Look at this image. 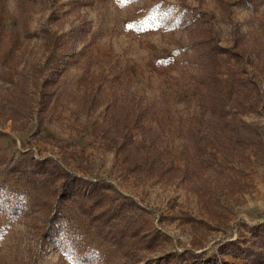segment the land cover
<instances>
[{"label":"rangeland","instance_id":"374dc122","mask_svg":"<svg viewBox=\"0 0 264 264\" xmlns=\"http://www.w3.org/2000/svg\"><path fill=\"white\" fill-rule=\"evenodd\" d=\"M69 179L123 248L52 221ZM259 234L264 0H0V264H253Z\"/></svg>","mask_w":264,"mask_h":264},{"label":"trees","instance_id":"16d2710c","mask_svg":"<svg viewBox=\"0 0 264 264\" xmlns=\"http://www.w3.org/2000/svg\"><path fill=\"white\" fill-rule=\"evenodd\" d=\"M208 44V43H207ZM209 50H212L211 48ZM206 105L211 109L214 115H218L217 112H223L222 109L218 110V101L210 97H206ZM220 113V114H221ZM219 114V115H220ZM227 124L226 121H224ZM223 125L221 124V127ZM71 179L66 180L63 184V192L58 196V201L54 204V209L52 210V221L57 220L61 213L62 207L66 206L70 211L78 212L79 216L83 218L84 222L87 223L89 229H91L95 234L105 236L114 242V245L118 246L120 249L125 246V241L128 234V229L125 226L120 225L121 223L128 224L124 221L122 215L123 210L111 209L110 212H98L103 204V196L100 198L97 195V191L91 192L90 194L81 193L76 190L77 186L71 184ZM75 182H79L78 179ZM48 206V205H47ZM118 220V222H116ZM121 222V223H120ZM120 223V224H119ZM258 249L252 252L253 264H264V235L259 234ZM239 247V246H237ZM252 247L243 250L244 252L250 253ZM249 250V251H248ZM241 252L242 249L240 248ZM244 254H235L237 258H243ZM251 255H246V259Z\"/></svg>","mask_w":264,"mask_h":264}]
</instances>
